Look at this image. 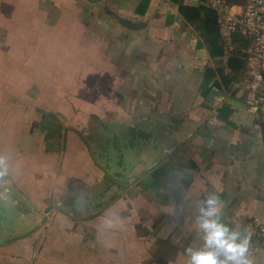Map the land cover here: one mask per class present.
Masks as SVG:
<instances>
[{
	"label": "crops",
	"instance_id": "crops-1",
	"mask_svg": "<svg viewBox=\"0 0 264 264\" xmlns=\"http://www.w3.org/2000/svg\"><path fill=\"white\" fill-rule=\"evenodd\" d=\"M232 44L205 0H0V264H189L213 192L229 227L263 219Z\"/></svg>",
	"mask_w": 264,
	"mask_h": 264
},
{
	"label": "built area",
	"instance_id": "built-area-1",
	"mask_svg": "<svg viewBox=\"0 0 264 264\" xmlns=\"http://www.w3.org/2000/svg\"><path fill=\"white\" fill-rule=\"evenodd\" d=\"M205 5L216 18L225 66L233 50L232 35L239 32L249 41L244 69L232 84L246 93V103L254 106L264 123V0H246L237 12L232 11L228 0H205ZM242 229L251 235L249 256H255L264 248V218L250 217Z\"/></svg>",
	"mask_w": 264,
	"mask_h": 264
},
{
	"label": "clouds",
	"instance_id": "clouds-1",
	"mask_svg": "<svg viewBox=\"0 0 264 264\" xmlns=\"http://www.w3.org/2000/svg\"><path fill=\"white\" fill-rule=\"evenodd\" d=\"M9 174L8 156L0 153V181ZM0 200L8 197L0 192ZM220 198L215 192L197 202V237L202 241L199 248H188L189 264H258L250 258L251 235L245 230H235L221 220ZM113 227V225H109Z\"/></svg>",
	"mask_w": 264,
	"mask_h": 264
}]
</instances>
